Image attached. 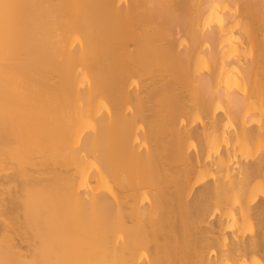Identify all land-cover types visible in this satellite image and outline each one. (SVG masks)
<instances>
[{"label": "bare ground", "instance_id": "obj_1", "mask_svg": "<svg viewBox=\"0 0 264 264\" xmlns=\"http://www.w3.org/2000/svg\"><path fill=\"white\" fill-rule=\"evenodd\" d=\"M0 264H264V0H0Z\"/></svg>", "mask_w": 264, "mask_h": 264}]
</instances>
